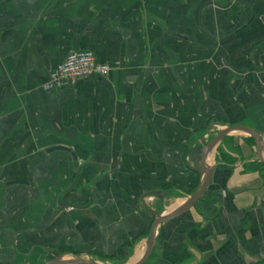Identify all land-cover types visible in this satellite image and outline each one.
<instances>
[{"label":"crops","instance_id":"crops-1","mask_svg":"<svg viewBox=\"0 0 264 264\" xmlns=\"http://www.w3.org/2000/svg\"><path fill=\"white\" fill-rule=\"evenodd\" d=\"M86 50L106 78L43 89ZM233 126L264 159V0H0V264H136L150 213L186 203ZM206 165L144 264L264 259L254 140L229 133Z\"/></svg>","mask_w":264,"mask_h":264},{"label":"water","instance_id":"water-1","mask_svg":"<svg viewBox=\"0 0 264 264\" xmlns=\"http://www.w3.org/2000/svg\"><path fill=\"white\" fill-rule=\"evenodd\" d=\"M233 131H241V132L248 134L250 137H252L255 143L257 159L259 162L264 164V159L261 156L262 154L261 153L262 152L261 141L256 131L248 127H245V126H233V127H228L222 131H219L205 146L200 165L198 169L196 170V172L203 175L202 182L200 186L198 187V189L189 197V199L186 201L184 205H182L179 209H177L173 213L163 216V217H161L159 213H150L151 216L153 217V222L150 227L149 235L147 237L146 249H145V252L142 258L136 264H144L148 260V258L151 256V253L154 247V234H155L156 227L159 224L169 219H172L174 217L181 215L183 212L192 208L194 204L200 200V198L206 191L209 183L211 182V179L213 176V169H211L208 165H206L207 158L209 154L211 153V151L213 150V148H215L229 133ZM49 264H98V263H96L95 261H85L81 259H73L71 261H61L60 258H57Z\"/></svg>","mask_w":264,"mask_h":264},{"label":"built area","instance_id":"built-area-1","mask_svg":"<svg viewBox=\"0 0 264 264\" xmlns=\"http://www.w3.org/2000/svg\"><path fill=\"white\" fill-rule=\"evenodd\" d=\"M110 71L111 67L99 63L92 52H74L50 71L48 83L43 89L48 91L53 88L73 87L77 82L89 77L106 78ZM260 264H264V259Z\"/></svg>","mask_w":264,"mask_h":264},{"label":"trees","instance_id":"trees-1","mask_svg":"<svg viewBox=\"0 0 264 264\" xmlns=\"http://www.w3.org/2000/svg\"><path fill=\"white\" fill-rule=\"evenodd\" d=\"M219 154H220V156H221V159H225V154L224 153H222L223 151H222V149H221V147L219 148Z\"/></svg>","mask_w":264,"mask_h":264}]
</instances>
